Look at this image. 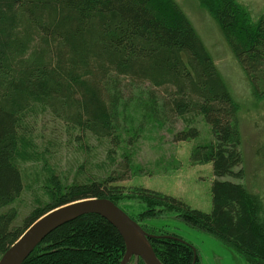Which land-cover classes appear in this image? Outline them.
<instances>
[{"label":"trees","instance_id":"1","mask_svg":"<svg viewBox=\"0 0 264 264\" xmlns=\"http://www.w3.org/2000/svg\"><path fill=\"white\" fill-rule=\"evenodd\" d=\"M196 1L217 25L253 97H264V13L253 22L235 0ZM121 79L153 89L144 105L153 121L184 122L186 128L173 134V142L198 138L193 120L202 117L212 139L190 151L189 163L211 167L210 211L145 187L115 185L130 173L131 158L124 155L115 163L117 170L97 176L79 167L67 179L45 168L49 203L32 209L17 225L18 213L10 206L26 187L21 164L35 159L23 149L37 142L29 121L37 125V119L47 117L57 136L65 134L80 145L106 144L111 160L126 131L120 118ZM239 111L174 0H0V256L46 212L103 198L151 235L149 243L162 264H200L197 250L178 235L144 228L129 215L120 205L125 190L145 205L140 220L174 214L247 264H264L263 206L242 183ZM135 141L134 136L125 140L129 146ZM124 250L118 231L88 214L50 232L23 264H120ZM128 264L144 263L132 256Z\"/></svg>","mask_w":264,"mask_h":264},{"label":"rangeland","instance_id":"2","mask_svg":"<svg viewBox=\"0 0 264 264\" xmlns=\"http://www.w3.org/2000/svg\"><path fill=\"white\" fill-rule=\"evenodd\" d=\"M174 1L192 23L232 97L240 106V151L245 177L242 183L251 194L260 198L264 211V97H253L250 85L217 25L197 1ZM235 1L253 22L264 13V0ZM121 85L120 118L126 131L122 132L124 142L115 149L111 160L107 159L106 144L90 140L86 145H80L64 132L65 136H57L58 132L53 134V122L47 124V117L37 119V125L29 121L32 137L37 142L32 147L23 149L28 155L33 153L35 159L21 164L26 187L21 197L10 206L18 213L15 220L17 225L32 209L49 203V196L43 189L45 168H51L54 173L59 170L62 173L58 177L65 176L67 179L79 167L97 176L113 170L115 163L124 155L131 158L130 173L115 185L125 189L145 187L179 198L193 209L205 213L210 211V185L213 180L211 167L208 164L189 163L190 151L196 145L212 139L202 117H195L193 120V125L199 130L198 138L173 142V134L186 128L184 122L178 118H170L163 125L156 123L144 108L148 91L153 89L148 84H132L126 79H121ZM157 93L161 97L158 91ZM133 136L135 143L132 146L127 145L125 140ZM123 191L125 196L120 205L129 215L136 218L144 228L178 235L182 242L197 250L200 264H247L244 258L229 247L212 236L187 226L174 214L159 219L140 220L138 216L146 210L145 205L138 202L129 191Z\"/></svg>","mask_w":264,"mask_h":264},{"label":"water","instance_id":"3","mask_svg":"<svg viewBox=\"0 0 264 264\" xmlns=\"http://www.w3.org/2000/svg\"><path fill=\"white\" fill-rule=\"evenodd\" d=\"M88 214L102 217L120 234L125 246L120 264H128L132 256L139 258L144 264H162L149 243L151 235L147 234L118 206L103 198L82 199L46 212L36 219L13 245L8 247L0 258V264H23L33 249L52 230L72 219Z\"/></svg>","mask_w":264,"mask_h":264},{"label":"bare ground","instance_id":"4","mask_svg":"<svg viewBox=\"0 0 264 264\" xmlns=\"http://www.w3.org/2000/svg\"><path fill=\"white\" fill-rule=\"evenodd\" d=\"M77 218H78V217H77ZM75 219H76V218H75ZM72 220H73V219H72ZM70 221H71V220H70ZM68 222H69V221H68ZM66 223H67V222H66ZM60 226H61V225H60ZM58 227H59V226H58ZM55 229H56V228H55ZM52 231H53V230H52ZM52 231H51V232H52ZM47 235H48V234H47ZM47 235H46V236H47ZM20 236H21V235H20ZM20 236H19V237H20ZM46 236H45V237H46ZM45 237H44V238H45ZM44 238H43V239H44ZM43 239H42V240H43ZM17 240H18V239H17ZM17 240H16V241H17ZM42 240L40 241V243L42 242ZM16 241H15V242H16ZM15 242H14V243H15ZM14 243H13V244H14ZM40 243H39V244H40ZM13 244H12V245H13ZM39 244H38V245H39ZM38 245H37V246H38ZM37 246H36V247H37ZM36 247H35V248H36ZM35 248H34V249H35ZM34 249H33V250H34ZM4 253H5V252H4ZM4 253H3V254H4ZM3 254H2V255H3ZM30 254H31V253H30ZM2 255L0 256V258L2 257Z\"/></svg>","mask_w":264,"mask_h":264}]
</instances>
